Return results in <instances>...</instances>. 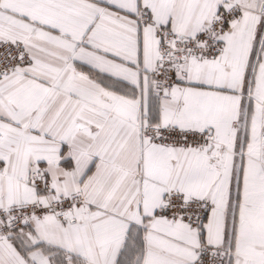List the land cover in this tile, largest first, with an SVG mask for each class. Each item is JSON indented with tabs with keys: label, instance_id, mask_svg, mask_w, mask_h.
<instances>
[{
	"label": "snow or ice",
	"instance_id": "obj_1",
	"mask_svg": "<svg viewBox=\"0 0 264 264\" xmlns=\"http://www.w3.org/2000/svg\"><path fill=\"white\" fill-rule=\"evenodd\" d=\"M0 264H264V0H0Z\"/></svg>",
	"mask_w": 264,
	"mask_h": 264
}]
</instances>
